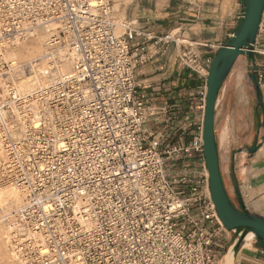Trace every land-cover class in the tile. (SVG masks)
Segmentation results:
<instances>
[{
  "label": "built area",
  "instance_id": "built-area-1",
  "mask_svg": "<svg viewBox=\"0 0 264 264\" xmlns=\"http://www.w3.org/2000/svg\"><path fill=\"white\" fill-rule=\"evenodd\" d=\"M115 1L0 0V56L45 28L51 67L33 94L11 79L1 88L10 96H0V183L26 194L9 214L10 243L25 264H221L233 231L218 215L206 165L193 168L196 156L205 159L203 126L191 142L164 147L168 130L156 138L144 128L158 114L138 78L148 42L172 32L151 36L119 17ZM179 57L205 77L206 97L214 59Z\"/></svg>",
  "mask_w": 264,
  "mask_h": 264
},
{
  "label": "crops",
  "instance_id": "crops-1",
  "mask_svg": "<svg viewBox=\"0 0 264 264\" xmlns=\"http://www.w3.org/2000/svg\"><path fill=\"white\" fill-rule=\"evenodd\" d=\"M127 6L126 17L137 20L151 36L161 38L168 32H175L178 37L170 41L149 40L148 60L138 78L150 86L146 92L158 109V114L151 117L150 128L156 137H163L168 130V139H163L162 147L167 142L189 143L203 126L205 108L198 105V99L204 101L205 98V77L184 66L179 54L188 51L196 53L202 61L214 59L240 23L244 0H131ZM185 38H188L186 43ZM240 57L247 56L240 55L238 59ZM255 63L257 71L264 72V20L255 43ZM260 88L264 105V78ZM200 107L203 112L197 113ZM254 111V139L250 146L234 151L224 149L222 155L218 140L217 145L228 195L234 194L236 201L231 199L240 207L236 194L238 188L245 207L264 217V106H260L257 98ZM255 144L258 149L250 152L248 149ZM205 165V159L196 156L193 168L202 171ZM235 236V232L228 233L225 240L227 250L221 264L227 263L226 254H232L229 264H264V245L260 240L253 238L247 243L246 240L237 242Z\"/></svg>",
  "mask_w": 264,
  "mask_h": 264
},
{
  "label": "water",
  "instance_id": "water-1",
  "mask_svg": "<svg viewBox=\"0 0 264 264\" xmlns=\"http://www.w3.org/2000/svg\"><path fill=\"white\" fill-rule=\"evenodd\" d=\"M264 14V0H244V14L233 36L217 51L207 76L205 113L203 119V149L209 173V187L220 219L225 227L235 232V240L242 242L249 231L264 245V217L250 212L244 205L239 189H236L240 207L230 199L224 186L215 131V112L220 92L226 78L240 55H246L252 62L249 76L256 90L260 106L262 102L260 82L255 63L257 41ZM258 144L249 148L255 152ZM237 187V185H236ZM245 234V235H243Z\"/></svg>",
  "mask_w": 264,
  "mask_h": 264
},
{
  "label": "rangeland",
  "instance_id": "rangeland-1",
  "mask_svg": "<svg viewBox=\"0 0 264 264\" xmlns=\"http://www.w3.org/2000/svg\"><path fill=\"white\" fill-rule=\"evenodd\" d=\"M130 2L131 0L115 1V8L117 10L119 17H126L127 15L126 11L128 7L127 5ZM172 36L177 37L175 35V32L172 33ZM185 40L187 41L188 38H185ZM43 41H44V36L35 37L29 40L28 42L23 43L21 46L17 47V48H23V50L25 51L24 56L18 59L19 64L20 65L26 64L32 58L35 59L36 57H38L37 55H39L40 53L42 54L44 49L43 50L41 49V44H43L44 46ZM179 41L182 42V40L180 39ZM35 50L38 51L37 54L34 53ZM8 58H10L9 55ZM251 67H252V62L249 60L248 57H240L237 60V62L234 64L232 70L230 71L228 77L226 78L218 98V103L215 112V131H216L218 143L220 144L221 147L222 155H224V149L227 150L232 149L234 151L239 147L245 145L250 146V144L253 143V139H254L253 124H254V117L256 116V113L254 111V106L256 105L257 97L255 94V87L249 76ZM11 72L13 71L11 70L9 62L7 61L3 53V55L0 56V96H4L5 98L6 97L9 98L10 94L7 93V91L5 90L2 91L1 88L5 87L8 82H11L9 81L10 80L9 75ZM200 95L201 97H203L202 94ZM198 101H199L198 105L205 106V102L202 99H198ZM4 105H5V107L3 108L4 111L12 112L11 109L13 108H11L10 103H6ZM197 110H198L197 113L203 112L202 107L198 108ZM144 128L145 130H148L150 128V124L147 123ZM195 135L196 133L194 134V136ZM231 198L233 199V201H236V196L234 194H232L230 199ZM13 204L14 202L9 204V206L11 205L10 207L8 206L7 208L4 209L5 215L9 214V210H11ZM3 226L4 229L6 228V234H8L9 237L10 230L9 229L7 230V228L10 226V224L8 220H6ZM6 241L7 239L4 238V242L8 244V250H9V243ZM9 253L11 256L12 253L10 250ZM15 261L17 263L19 262L16 259ZM0 264H12V263L10 262L9 258H3L1 255Z\"/></svg>",
  "mask_w": 264,
  "mask_h": 264
},
{
  "label": "bare ground",
  "instance_id": "bare-ground-1",
  "mask_svg": "<svg viewBox=\"0 0 264 264\" xmlns=\"http://www.w3.org/2000/svg\"><path fill=\"white\" fill-rule=\"evenodd\" d=\"M45 28H40L36 32V34L25 40L18 41L15 45L9 46L4 51V55L9 62V65L11 67V70L13 72L10 73L9 77L11 81L14 82V84L17 87V91H20L21 94H33L35 90L41 86V84H46L48 79V76L46 74L47 70L50 67L49 59L47 55V34H46ZM44 36V46L41 44V49L43 50V53L37 55L35 59L29 60L26 64H19L18 59L22 58L24 56V50L23 48H17L21 46L23 43L28 42L29 40L35 38ZM40 43V41H39ZM37 44V43H36ZM58 47V46H57ZM17 48V49H16ZM15 49V50H13ZM38 51H34V53L37 54ZM59 53V57H62L64 54V50L61 48H56L52 51V54ZM8 55L10 58H8ZM58 57V58H59ZM60 59V58H59ZM15 60V61H14ZM72 65V54L69 58H66L64 60V63L62 65L63 70H70ZM10 72V71H9ZM28 72V73H27ZM29 84V85H28ZM13 98V96H12ZM13 100V99H12ZM15 102V101H12ZM18 104H12V108L14 112L19 116L20 115V109L17 106ZM37 114V113H36ZM0 116L3 118L4 113L0 109ZM15 129L12 130V135H18L20 127L16 128V125H14ZM22 129V128H21ZM2 157V158H1ZM5 159V152H4V146L2 141H0V161ZM0 257L2 255L3 258H9L10 262L12 264H25L24 260L21 258V256L18 254L16 250L13 249L12 244L10 243V234L8 237V234H6V228L4 229L3 224L8 220L10 226L7 228L11 231L12 224L11 219L9 218V214L11 210L19 207L26 196V194L15 184L9 183V182H2L0 183ZM11 210H9V214H4V209L9 206V204L13 203ZM11 206V205H10ZM9 206V207H10ZM10 233V232H9ZM245 235V234H243ZM255 237V233L253 231L247 232L245 235L246 243L250 242L251 239ZM4 238L7 239L6 242L9 243V250L11 251V256L8 250V244L4 242ZM232 258V254H226L225 259L227 261L226 264H229ZM19 261L18 263L15 261ZM3 261V260H1ZM8 261V260H7Z\"/></svg>",
  "mask_w": 264,
  "mask_h": 264
}]
</instances>
